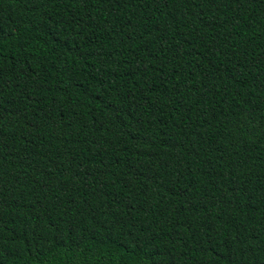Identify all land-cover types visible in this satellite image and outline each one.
Returning a JSON list of instances; mask_svg holds the SVG:
<instances>
[{
    "label": "trees",
    "instance_id": "16d2710c",
    "mask_svg": "<svg viewBox=\"0 0 264 264\" xmlns=\"http://www.w3.org/2000/svg\"><path fill=\"white\" fill-rule=\"evenodd\" d=\"M0 264H264V0H0Z\"/></svg>",
    "mask_w": 264,
    "mask_h": 264
}]
</instances>
